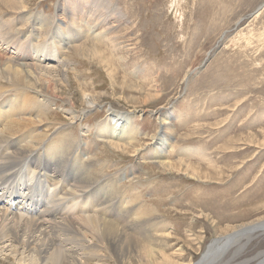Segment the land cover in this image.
Segmentation results:
<instances>
[{
	"label": "rangeland",
	"instance_id": "obj_1",
	"mask_svg": "<svg viewBox=\"0 0 264 264\" xmlns=\"http://www.w3.org/2000/svg\"><path fill=\"white\" fill-rule=\"evenodd\" d=\"M59 1L26 0L29 11L45 16L57 13ZM106 5L124 16L114 23L118 48L87 39L80 44L91 49L85 59L70 52L71 91L65 101L55 99L50 121L68 125V138L89 147L108 176L167 222L171 236L181 240L170 254L183 248L184 262H197L214 239L264 218V0H107ZM84 87L98 106L75 122L64 113L66 101ZM75 107L82 112L81 102ZM111 109L133 115L138 155L98 143L97 125ZM154 137L170 143L164 161L172 170L151 160ZM74 168L69 166L62 188ZM105 182L86 190L92 207ZM121 202L122 195L114 204ZM261 251L264 236L246 254Z\"/></svg>",
	"mask_w": 264,
	"mask_h": 264
},
{
	"label": "bare ground",
	"instance_id": "obj_2",
	"mask_svg": "<svg viewBox=\"0 0 264 264\" xmlns=\"http://www.w3.org/2000/svg\"><path fill=\"white\" fill-rule=\"evenodd\" d=\"M106 1L60 0L57 13L45 16L29 11L26 0H0V14L14 12L0 17V264H264V251L246 254L264 236V218L214 239L197 262L185 263L183 248L170 254L181 240L171 236L167 222L108 176L89 147L68 138V125L50 121L55 99L65 101L62 97L71 91L70 52L89 54L90 47L80 45L87 39L118 48L114 23L124 16ZM50 27L54 29L49 38ZM42 39L46 41L40 43ZM73 72L79 75L77 69ZM82 90L66 101L70 106L64 113L75 122L98 106L88 87ZM78 102L81 113L75 110ZM110 111L97 125L98 143L119 154L141 153L133 115ZM170 146L165 137H154L153 163L173 169L164 161ZM73 165L72 180L62 188ZM103 180L99 201L92 207L86 190ZM120 195L123 202L115 205ZM102 199L106 202L99 203ZM86 208L92 211L86 214ZM112 208L114 213L109 212Z\"/></svg>",
	"mask_w": 264,
	"mask_h": 264
}]
</instances>
